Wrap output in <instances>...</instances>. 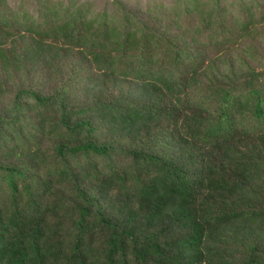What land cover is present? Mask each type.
I'll use <instances>...</instances> for the list:
<instances>
[{
	"label": "trees",
	"instance_id": "trees-1",
	"mask_svg": "<svg viewBox=\"0 0 264 264\" xmlns=\"http://www.w3.org/2000/svg\"><path fill=\"white\" fill-rule=\"evenodd\" d=\"M264 0H0V264H264Z\"/></svg>",
	"mask_w": 264,
	"mask_h": 264
},
{
	"label": "rangeland",
	"instance_id": "rangeland-1",
	"mask_svg": "<svg viewBox=\"0 0 264 264\" xmlns=\"http://www.w3.org/2000/svg\"><path fill=\"white\" fill-rule=\"evenodd\" d=\"M264 54H259V62H263L262 60L260 61V58L263 56Z\"/></svg>",
	"mask_w": 264,
	"mask_h": 264
}]
</instances>
